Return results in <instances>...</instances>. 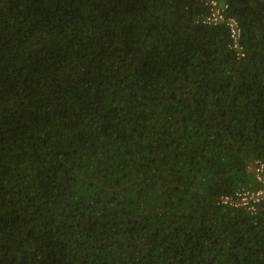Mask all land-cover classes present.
I'll return each instance as SVG.
<instances>
[{
  "label": "trees",
  "instance_id": "16d2710c",
  "mask_svg": "<svg viewBox=\"0 0 264 264\" xmlns=\"http://www.w3.org/2000/svg\"><path fill=\"white\" fill-rule=\"evenodd\" d=\"M0 0V264H264V0ZM236 45V46H235Z\"/></svg>",
  "mask_w": 264,
  "mask_h": 264
},
{
  "label": "built area",
  "instance_id": "2783aa9c",
  "mask_svg": "<svg viewBox=\"0 0 264 264\" xmlns=\"http://www.w3.org/2000/svg\"><path fill=\"white\" fill-rule=\"evenodd\" d=\"M227 5H219L216 1L211 0L209 5V13L203 18V23L207 25H216L221 21H224L230 28L231 36H237V21L233 17H229L227 20L224 17L223 9ZM236 46V45H235ZM255 177L257 181L261 183V186L257 189L245 190L238 194L237 203L254 208V204L264 202V164H260L256 168Z\"/></svg>",
  "mask_w": 264,
  "mask_h": 264
}]
</instances>
